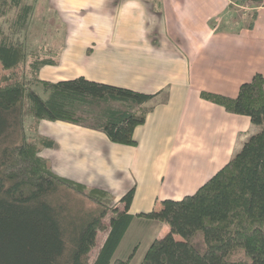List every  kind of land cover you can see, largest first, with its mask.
Here are the masks:
<instances>
[{"label":"trees","instance_id":"16d2710c","mask_svg":"<svg viewBox=\"0 0 264 264\" xmlns=\"http://www.w3.org/2000/svg\"><path fill=\"white\" fill-rule=\"evenodd\" d=\"M34 6L33 0H0V18L15 10L8 25H0V264H130L137 247L126 257L116 253L135 217L170 226L139 264H264V75L242 83L235 97L201 92L249 116L255 132L195 192L133 215L135 187L116 201L108 189L58 173L25 123L27 117L71 122L136 146L134 132L146 112L134 108L154 94L85 76L42 77V68L60 65L56 57L66 42L36 48L22 36ZM95 106L97 124L88 125L79 112ZM40 141L55 144L46 136Z\"/></svg>","mask_w":264,"mask_h":264},{"label":"crops","instance_id":"0c3cea01","mask_svg":"<svg viewBox=\"0 0 264 264\" xmlns=\"http://www.w3.org/2000/svg\"><path fill=\"white\" fill-rule=\"evenodd\" d=\"M55 2L66 15L67 11H86L93 15L101 11L99 15L107 20L101 21L100 30H106L108 35H105L106 39L102 36V41H110L108 51L106 44L98 47L101 63L92 60L88 70L71 60H64L62 67L58 66L62 74L56 80L85 76L154 94L140 105L145 109L146 120L135 129L136 146L120 144L111 148L112 141L103 131L68 123L74 135L78 132L87 141L83 153L88 154V169L115 182L125 173L130 177L134 172L138 173L140 167L145 171L152 164L149 181L160 182L162 201L181 199L195 192L223 167L256 130L249 116L229 112L203 98L201 92L235 97L242 83L250 81L256 73L264 75V2L256 6L251 27L252 17L247 24L239 25L238 18L233 22L231 0ZM221 25L228 28L218 30ZM47 69L48 66L42 68L41 73ZM68 139L72 141L70 137ZM54 140L53 149L57 143L60 147L66 138ZM73 143L77 144V141L73 140ZM57 154L50 159L58 173L64 175L60 170L64 167L62 163L82 170L83 164L69 153ZM116 170H120L117 175ZM119 174L122 177H118ZM86 180V177L80 179L88 183ZM131 183L135 184L136 190L129 212L137 215L150 211L151 206H147L153 205L150 192H143L136 180ZM141 193L143 196L138 197ZM158 204L155 202V207ZM157 207L159 209L160 204ZM136 221L140 227L137 231L142 230L144 223L162 228L165 234L170 230L165 222H148L135 217L117 256L126 257L135 248L130 249L132 243L126 240Z\"/></svg>","mask_w":264,"mask_h":264},{"label":"rangeland","instance_id":"374dc122","mask_svg":"<svg viewBox=\"0 0 264 264\" xmlns=\"http://www.w3.org/2000/svg\"><path fill=\"white\" fill-rule=\"evenodd\" d=\"M27 1H31V0H27ZM33 1L35 3L34 10L33 13L30 15L28 26L24 30V33H22L23 34L22 36L25 35L29 40V42L31 43L33 42L36 48H38L39 45L41 44L51 45L53 43L55 45V43H58L55 46L57 48L61 42V39L66 40L65 44L63 43L61 44V50L59 51L58 56L56 57L58 63L60 64L59 66H61L64 60L66 62L71 60L77 66L84 67L85 69L90 70L91 69L90 63H92V60L94 63L95 62L101 63L102 61L101 50L98 47L100 45L104 46L106 44V51H108L109 49H107V47L110 44L109 40L102 41L103 40L102 36L107 35V33L106 30L105 31H103L102 29L100 30V24L101 21L103 22L104 20L107 19L102 18L99 15L101 14V11H99V14L93 15L92 12L91 13L90 12L88 13L86 11H84L83 13L69 12V11L66 12L64 10L67 13L66 15L64 12H62L59 6L55 5L56 3L55 0H33ZM253 1L245 0L242 3H237V4L232 3V7H233L232 16L238 18L239 25L247 24L251 20L252 14L254 13L256 6L264 2V0H253ZM14 13L15 10H12L8 15H6L3 18H0V25L6 27L8 25L7 22L11 21ZM89 15L90 17L87 18ZM104 39H106V36ZM49 42L50 44H48ZM91 46H93V49H91ZM72 47L74 48L72 49ZM53 68L56 67L48 66L47 70L45 71L43 70V74L41 73L42 77L48 78L50 80H56L57 76L62 73L60 67L59 68L57 67V69H53ZM115 80L119 81V79H115ZM38 89L41 90V86H38ZM113 104L117 106H122L120 103L117 102ZM99 110H100V106H95V108L92 111L93 113L87 112L85 110V111H80L79 115L84 118V123L95 126L97 124V121L95 119V112ZM134 110L140 112V110H145V109L137 105L134 108ZM68 123L71 124V122H63V121H48V120L37 121L33 117H27L25 125L29 138H34L38 140L40 147L42 149L43 156L52 159L54 153H58L57 154L58 156L60 152L62 155L66 154L67 152L71 155L72 158L77 159L78 162H81L83 164L82 170L80 171L79 169L76 170L75 168H71L70 164L67 165L62 163V166L64 167H62V169L60 168V170L64 172L63 173L64 175L79 180L80 179L84 180V177H86V179L88 180L86 181L88 183L91 184L93 183L96 185L101 184L105 189L110 188L111 190L110 189L108 190L111 191V193L114 195L116 201H119L120 197L123 194H125L128 190H130L132 187H136L134 183H131V180H136L141 190L144 189L143 192H150L151 194L149 195V197L151 198L150 201L153 203V205L147 204V206H151L150 210L158 209L157 206L159 204H160L159 208H161L162 193H161L160 182L157 183L155 180H153L152 182L149 181L151 180L149 177V173L152 170L151 168L152 164L147 166L145 171L140 167V171L138 173L134 172L133 174H131L130 177H126L127 173L123 174V177L125 178H123L122 175L119 174L118 177H122V178H119L120 180H116L115 182H113L112 180H109L107 176L100 175L97 172L87 168L88 165L87 163H89L86 162V159L88 158V154L85 153L84 155L83 153V146L87 144V141L82 136H80L78 132L75 133L74 135V132L72 131V128L71 126H69ZM60 125H66V126L60 128L61 127ZM253 132H255V129L253 130ZM42 136H46L50 139H56V140H64L66 138V140L64 141V143L60 142L61 143L60 147H59L60 144L57 143L56 148L53 149L43 145V143L40 141ZM69 137L72 139V141H69L68 139ZM73 140L77 141V144L80 145L81 148L77 147L76 146L77 144L73 143ZM119 145L120 144L117 145V143L112 142L110 143L109 147L115 148L118 147ZM62 148H65L66 152L63 151ZM119 171L120 170H116L115 174L117 175ZM88 183L86 184L90 185ZM148 183H152V184L148 186L147 185ZM141 195L143 196V193L138 194V197H140ZM157 201L159 204L155 207V202ZM137 223L138 221H136L133 224V228L129 231L126 240L127 243L133 244V245L129 244L130 249L133 248L134 246L137 247V251L135 253L134 259L131 262V264H139L150 243L155 238L164 236L166 232L158 226L148 225L146 223L143 224L144 229L142 228L141 231H137V228H140ZM132 251L133 249L129 251V253H131Z\"/></svg>","mask_w":264,"mask_h":264}]
</instances>
